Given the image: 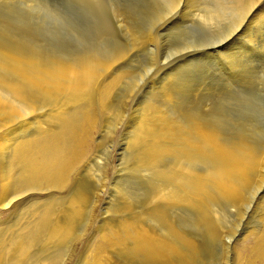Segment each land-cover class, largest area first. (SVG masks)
I'll use <instances>...</instances> for the list:
<instances>
[{
	"label": "bare ground",
	"instance_id": "obj_1",
	"mask_svg": "<svg viewBox=\"0 0 264 264\" xmlns=\"http://www.w3.org/2000/svg\"><path fill=\"white\" fill-rule=\"evenodd\" d=\"M81 1L90 3V6L99 5L96 3L100 2V0ZM108 1L114 4V8H110L114 9L113 12H117L115 14L119 19L120 16L127 15V23L131 27L121 28H127L128 35H126L130 40L131 51H136L138 47L141 51L144 48L149 50L150 47H154L155 38L156 42L160 41L158 37L161 32L167 34L171 29L184 27L185 24L193 25L195 33L201 38L196 44L192 42L193 45L175 51L173 53L175 59L170 58L172 60L170 63H165L163 60L162 67L156 69L155 73H153L156 68L155 63L148 68L144 66L145 69L138 80L141 81L146 76L149 80L144 85L143 99L138 102L139 100L135 101L132 98L135 102L131 105L132 116H128L130 118L124 128L123 140L126 141L127 151L129 148L134 156L133 165L127 162V167L130 165L135 171L145 172L148 178L145 179L153 182L151 195L148 194L150 192L147 189L150 186L145 187L148 192L145 193L150 196L149 201H145L144 203L147 204L144 205L140 202L141 206H132L130 204L134 201L126 204L121 198L123 200L121 203L124 202L123 204L119 202L121 209L118 211L121 220L117 219L115 223L114 220V224L112 222L99 224L100 227L102 226L98 229L99 238H93L95 244L85 248L76 263L135 264L138 259H142L145 264H198L202 256L201 252L205 248L202 242L207 246L220 242L233 254V264H264V145H261V148L256 146L258 140L256 137L264 134V88L259 91L262 92L261 95L257 96L258 93L253 95L254 88L252 89L250 85L254 79L252 75L257 72L252 74L244 66L250 63V58H253L251 55L258 54L256 57L261 63L264 59V0H165L167 4L162 10V16L158 23L156 22L154 31L147 34L145 23L142 22L144 23L142 25L139 18L145 16L152 5V0H148L146 5H140L141 9L136 5L135 0ZM52 2L54 1L0 0V210L15 216L16 221L11 226H6L7 221L0 223L4 226L0 227V264H21L23 261L26 262L25 264H52L48 258L50 254L46 255V253L56 250L52 259H59L61 255L56 252L63 249L77 234L78 226L87 212L86 206L90 202V196H87V191L90 190L87 189L88 185H84V191L79 190L82 183L78 189L72 191L73 193L62 199L60 197L58 199V196L53 197L51 190L61 191L66 186L71 170L84 156L89 146V132L92 127L94 128V119L98 120L99 117V115L93 117L89 111L91 92L93 93L92 90L103 79V74L125 55L123 51L125 47L123 52L120 51L122 49L120 47L119 51L113 52L114 55L108 54V58L103 56L100 43L105 41L104 35L100 43L89 38L88 40L95 42L86 44L89 45V50L84 47L79 49L82 46L80 43L78 48L70 46L72 43L68 45L69 43L63 38L50 40V34L53 31L55 34L58 25H61L66 18L63 10ZM69 5L70 3L68 6L66 4L67 7ZM77 8L81 7L77 6ZM76 10L78 13L79 9ZM109 14H107L110 18L108 20L111 21ZM118 16L115 18L117 19ZM226 18L232 19L230 31L224 36L222 31L221 37L216 39L209 38L210 30ZM100 19L98 21L104 20ZM64 22H67L66 19ZM73 25L66 27L73 33L72 36L79 37L80 33L88 32V29L79 30L80 27L75 31ZM66 33L63 35L65 36ZM109 33L110 31L108 36ZM217 33L219 35V32ZM93 35H96V32H93ZM83 37L80 39H85ZM192 39L191 41H194ZM206 41L212 47L204 49L199 56L201 61H215L218 58L219 62L216 61L218 63L216 66L219 70L231 73L230 78H227L245 88L239 95L218 94L213 99L215 106L207 103L206 98L212 96L209 89L207 97L204 95L206 90L203 86L207 87L205 82L208 81L205 79L202 83L193 82L183 73L185 72L183 69L188 67L189 63L182 65L177 62V56L184 52L192 51L195 47H208ZM110 42L112 43L111 40ZM122 43L125 45V42ZM263 64L264 62L259 66ZM127 66L128 69L124 66L117 67L107 77L105 74L106 78L100 82V86L98 85V99L95 100H98L96 104L100 106L98 107L100 111L101 109L105 111L107 118L105 122L116 118L118 114L115 102L110 103L112 102L110 99H113L112 94L113 97L114 94L117 95L119 89L123 88L120 87L121 85L125 86L131 82L127 80L134 79L131 67ZM132 66L134 68V65ZM209 66V69L215 70L214 66ZM260 70L264 73V65ZM261 77L264 79L263 74ZM226 80L223 83L230 87ZM259 87L262 88L258 86V89ZM153 94L157 97H153ZM94 105L91 106L95 109ZM110 112L116 115L112 113L109 115ZM105 126L109 128V125ZM120 169L122 171V168ZM88 172L89 170H87V178L91 176ZM93 176L92 173L90 182ZM140 181L142 180L139 178ZM93 182L97 184L96 180ZM142 184L145 186L146 181ZM99 194L97 197H100ZM24 200H29V204L22 208L21 204L23 205ZM177 212L184 213L185 218L187 216L191 223H194L196 230L194 227L192 232L187 229L190 226H186L188 219L185 221V227L179 225L174 220L181 216L180 213L178 216ZM92 215L94 217V214ZM232 216H235V219H232L235 223L232 229L231 227L228 229L229 217ZM182 220L180 224H183ZM241 224L243 228L239 231ZM226 242H231V247L226 245ZM207 246L205 250H208ZM216 246L218 245L215 244L214 247ZM213 252L215 253V250ZM139 261L137 264L141 263Z\"/></svg>",
	"mask_w": 264,
	"mask_h": 264
},
{
	"label": "rangeland",
	"instance_id": "obj_2",
	"mask_svg": "<svg viewBox=\"0 0 264 264\" xmlns=\"http://www.w3.org/2000/svg\"><path fill=\"white\" fill-rule=\"evenodd\" d=\"M54 2H52L53 3V5H55V6H57V8H60V10H63V12H64V14H66V23L64 22L65 21V19H64V21H63V23L61 22V25H58V29H57V31H56V33L54 34L53 32H52V34H50L51 35V38H50V40L51 39H53V40H55V39H62L63 38V40H66L65 42H67V43H69L68 45H70L71 43V45L70 46H73V47H76V48H78V47H80V44L82 45L79 49H82L83 47H84V49L86 48V50H89V48H88V46L90 45V43H92L93 41H97V42H99L100 41V39H102L103 38V35H104V37L105 38H103V40H105V41H102V43H100V44H102L101 46H102V48H100V49H102V50H104V51H102L101 50V53L103 54V56H105V57H109V56H112V55H114L113 54V52L115 53L116 51H119L120 50V47L122 48L120 51H122L123 49H124V47H125V49L123 50V51H125L124 52V58L123 59H121L120 61H118L117 62V64L119 65V66H117V64H115V65H112V67H111V69H112V71H111V69L109 70V71H107L105 74H106V77L109 75V73H111V72H113L117 67H122L123 68V66L124 67H126L127 69H128V66L127 65H129L130 67H131V70L133 71V77H134V79H132V80H127V82L128 81H131V82H128L127 83V85H125L126 87H128V88H124L125 86H123V85H121L120 87H123V88H120L119 89V93L117 94V95H115L114 94V97H113V94H112V96H111V98H113V99H110L112 102H110V103H114L116 106H115V109H117V111H116V113L118 112V114L116 115L115 113H112V112H110L109 113V115L112 113V114H115L116 115V118H114V119H109L110 121H108V122H105V120H107V118H106V116H105V111L104 110H102L101 109V111H100V108H98V107H100L98 104H96V103H98V100H95L96 98L98 99V97H97V95H98V92H99V84H101L100 82H102V80H104V78H106L105 77V74H103V76H102V78L103 79H101L100 80V82L96 85V87L92 90L93 91V93L91 92V95H92V97H91V99H90V101H89V103H90V106H89V111L91 112V115L93 114V117H95L96 115H99V117H98V120L95 118L94 120H95V124H94V128L92 127V130H90V132L92 131V133H90L89 132V139H90V141H89V146H88V148H87V150L85 151V154H86V156H85V154H84V156L82 157V159L74 166V168L71 170L72 172H70V174H69V181H68V183L66 184V186L63 188V189H61V191H60V189H52L51 190V193H52V191H53V193H52V196L53 197H55V198H57V196H58V199H62V198H64V196L66 197V196H68V195H70L71 194V192L72 191H75L76 189H78L79 187H80V185H81V187L79 188V190H81L82 189V191H84L83 189H84V185H88V187L87 186H85V188L87 187V189L89 190H91V192L93 193H91L90 192V190L89 191H87V189H86V191H87V193H88V197L90 198L89 200H90V202H88V206H86V213L84 214L85 216H84V218H83V220H82V222L80 223V225L78 226V229H77V234H75V236H73L72 238H71V240H69L68 241V243H67V245H65L64 246V248L63 249H61L60 251H57L56 253L57 254H59V255H61V257H59V259L58 258H55V259H52V255L55 253V251L53 252L52 250L48 253H46V255L47 254H50V256H48V258H50V260H49V262H52V264H77L76 262H78L79 260V256H81V254H82V252L84 251V250H86L85 248H87L89 245H90V247H92V245H94L95 244V241L93 242V238H99V233H98V229L99 228H101L100 227V225H104L105 223H113V221H114V223L115 222H117V219L119 220H121V218L122 217H119V215H120V213H119V211H120V207H121V204H123L124 202H122L121 203V201H125V203L126 204H130V203H132L133 201V203L132 204H130V205H132V206H141V204H147V202L146 203H144L145 201H149V195H151V187H153L151 184H153V182L151 181V180H147L148 178L146 177V174H145V172L143 173V171H142V173H140L139 172V170H137V171H135V169H134V167L132 166V167H130V165H133L132 163H134V156H133V153L131 152V150L128 148V150L129 151H127V146L125 147V145H126V141H124L123 139V137H124V128L126 127V124L129 122V118L132 116V114H131V105H132V103H134L135 101H138V102H140L141 101V99H143L142 97H143V95H144V93H145V87H144V85L147 83V81L149 80L148 79V77L146 76V77H143L142 79H141V81L140 80H138L139 79V76L141 75V73H143V70L147 67H149L151 64H154L155 63V67L156 68H154V71H153V73H155L156 72V69H159V68H161L162 67V62H163V60H164V62L166 63V62H168V63H170V61H172V60H174L175 58H174V55H173V53H175V51H177V50H179V49H182V48H184V47H186V46H188V45H193V44H196L197 42H198V40L201 38V36L199 35V34H197V33H195V31H194V26L192 25L191 26V24H185V25H183L184 27H182L181 26V28H177V29H171L167 34H164L163 32H161L160 33V35H159V40L160 41H158V42H156V38H155V45H157V46H155L154 45V47H150L149 48V50H146V49H148V48H144L142 51L139 49V47H138V49L136 50V51H131V49H129V46H130V40H129V37L127 36L128 34H127V28H129V24L127 23L128 22V18H127V15L126 16H120V19H119V16L118 15H116L117 14V12L115 11V12H113L114 11V9H111V8H114V4L113 3H111L110 1H108V0H100V2H98V3H96V4H99V5H89L90 3H84V2H82L81 0H69V1H71V2H69L68 0H53ZM78 1V2H77ZM99 1V0H98ZM122 1V0H121ZM134 1V0H133ZM139 1H141V0H138V1H136L135 0V2L137 3L136 5L140 8H142V6L143 5H146V2L148 1V0H142L141 2H139ZM150 1V0H149ZM156 1H158V2H156ZM111 3V4H113V5H111V4H107V3ZM134 2V3H135ZM139 2V3H138ZM163 2H165V3H163ZM65 3V4H64ZM68 3H70V5H69V7H67L68 6ZM84 3V4H83ZM95 3V2H94ZM163 3V6L161 5ZM66 4H67V6H66ZM73 4H76V5H73ZM102 4V5H101ZM143 4V5H142ZM151 4L152 5H150V8L147 10V12L145 13V16L147 17V18H145V16L144 17H141V18H139V21L142 23V22H144L145 23V27H146V30H147V32H146V34L148 33V32H153L154 31V29L153 28H155V25L158 23L157 21H159V19H160V16H162L161 14H162V10L165 8V6H166V4H167V2L165 1V0H162V2L160 1V0H152V2H151ZM73 5V6H72ZM88 5V6H87ZM104 5V6H103ZM140 5H142V6H140ZM156 5V6H155ZM77 6H79V7H81V8H77ZM95 6V7H94ZM113 6V7H112ZM158 6V7H157ZM161 6V7H160ZM62 7V8H61ZM66 7V8H65ZM71 7V8H70ZM72 7H74V8H72ZM90 7V8H89ZM93 7H94V9H93ZM99 7V8H98ZM100 7H101V9H104L103 11H105L104 13H103V11L100 9ZM111 7V8H110ZM89 8V9H88ZM96 8H97V11H96ZM140 8V9H141ZM161 8V9H160ZM76 9H79L78 11V13L76 12L77 10ZM84 9V10H83ZM70 10V11H69ZM72 10V11H71ZM75 10V11H74ZM82 10V11H81ZM93 10V11H92ZM112 10V11H111ZM156 10V11H155ZM84 11V12H83ZM150 11V12H149ZM96 13V14H93V13ZM97 12H99L98 14L99 15H97ZM80 13V14H79ZM86 13V14H85ZM102 15H101V14ZM108 13H110L109 15H110V17H111V21H109L110 20V18H109V16L107 15ZM114 13V14H113ZM116 13V14H115ZM147 13H149V14H147ZM151 13V14H150ZM156 13V14H155ZM89 14V15H88ZM153 14H154V16H153ZM100 15L102 16L101 17V19L99 18L100 17ZM106 15V16H105ZM114 17H113V16ZM148 15V16H147ZM151 15V16H150ZM90 16V18H88ZM92 16V17H91ZM98 16V17H97ZM105 16V17H104ZM115 16L117 17L118 16V20H122V21H116L117 19L115 18ZM94 17V18H93ZM112 17L114 18V19H112ZM126 17V18H125ZM149 17V18H148ZM157 17H159V18H157ZM68 18V19H67ZM104 20H103V19ZM123 18V19H122ZM143 18H144V21H143ZM86 19V20H85ZM103 20V21H98V20ZM109 19V20H108ZM148 19V21H145V20H147ZM123 20H126L125 22L123 21ZM69 21V22H68ZM86 21V22H85ZM94 21V22H93ZM96 21V22H95ZM106 22V24H104L105 22ZM108 21V22H107ZM115 21V22H114ZM154 21V22H153ZM227 21H229V22H227ZM230 21H232V19L230 20V19H225L224 21H221L220 22V24H218L217 26H214V28H212L211 30H210V37L209 38H213V39H216L217 37H221V34H222V36H224L225 34H227L229 31H230V26H231V23L232 22H230ZM74 23V25H73V23ZM82 22V23H81ZM101 22V23H100ZM110 22H111V24H110ZM122 23V24H119V23ZM157 22V23H156ZM64 23H65V26H64ZM72 23V24H71ZM89 23V24H88ZM97 23V24H96ZM144 23H142V25L144 24ZM147 23V24H146ZM148 23H149V25H148ZM195 23V22H194ZM93 24V25H92ZM108 24V25H107ZM114 26H113V25ZM118 24L119 25H121L120 27L118 26ZM124 24H127V25H124ZM152 26H151V25ZM228 24V25H227ZM64 27H63V26ZM68 25H73V26H75V31H77V28L79 29V27H80V29L79 30H87L88 29V32L86 31V32H83V33H80V35H79V37L77 36L76 37V35H73L72 36V32L71 31H69V30H67V26ZM78 25V26H77ZM83 25V26H82ZM89 25V26H88ZM103 25V26H102ZM106 25H107V27H106ZM223 25V26H222ZM95 26V27H94ZM96 26H97V30H95L96 29ZM98 26H99V28H98ZM127 27V28H121V27ZM148 26H150V27H148ZM154 26V27H153ZM69 27V26H68ZM106 27V28H105ZM111 27V28H110ZM131 27V26H130ZM216 27H217V29H216ZM224 27V28H223ZM228 27V28H227ZM60 28V29H59ZM63 30H62V29ZM91 28V29H90ZM92 28H93V30H92ZM95 28V29H94ZM102 28V29H101ZM120 28V29H119ZM151 28V29H150ZM187 28V29H186ZM221 28V29H220ZM101 29V30H100ZM107 29V30H106ZM113 29V30H112ZM216 29V30H215ZM227 29V30H226ZM95 30V31H94ZM103 30V31H102ZM105 30V31H104ZM121 30V31H120ZM129 30V29H128ZM193 30V31H192ZM213 30H214V32H216V33H214L213 32ZM67 32L66 34H65V36L63 35L65 32ZM100 31V32H99ZM110 31V33H109V36H108V32ZM123 31V32H122ZM125 31V32H124ZM223 31V32H222ZM60 32V34H61V36H58V35H60V34H58ZM61 32H63V33H61ZM71 32V33H70ZM93 32H96V35H93ZM190 34H189V33ZM217 32H219V35H218V33ZM86 33H88V34H86ZM91 33V34H90ZM107 35H106V34ZM123 33V34H122ZM125 33V34H124ZM195 33V34H194ZM214 33V34H213ZM56 34H57V36H56ZM68 34V35H67ZM84 34H86V35H84ZM111 34V35H110ZM127 34V35H126ZM182 34H183V36L185 37V38H183V36H182ZM186 36H185V35ZM213 34V35H212ZM54 35V36H53ZM126 35V36H125ZM215 35V36H214ZM56 36V37H55ZM71 36V37H70ZM84 36V37H83ZM86 36V37H85ZM89 36V37H88ZM95 36V37H94ZM100 36V37H99ZM106 36L109 38H107L108 40H109V43H108V41H107V39H106ZM166 36V37H165ZM53 37V38H52ZM59 37V38H58ZM85 38V39H80V38ZM88 37V38H87ZM102 37V38H101ZM126 37V38H125ZM128 37V38H127ZM68 38V39H67ZM71 38H72V40H71ZM77 40H76V39ZM87 38V39H86ZM89 38H91L93 41H91V39L90 40H88ZM180 38H181V41H180ZM191 38H193L192 40H194V41H191ZM208 38V39H209ZM80 39V40H79ZM126 39H128V40H126ZM68 40V41H67ZM82 40V41H81ZM110 40L112 41V43L110 42ZM184 40V41H183ZM186 40V41H185ZM190 40V41H189ZM76 41H79V42H76ZM84 41V42H83ZM91 41V42H90ZM95 41V42H96ZM107 41V42H106ZM121 41V42H120ZM129 43H128V42ZM183 41V42H182ZM189 41V42H188ZM89 42V43H88ZM95 42H93V44L95 43ZM105 42V43H104ZM122 42H125V45H124V43H122ZM182 42V43H181ZM192 42H194L193 44H192ZM77 45H76V44ZM78 43H80V44H78ZM83 43V44H82ZM104 43V44H103ZM127 43H128V45H127ZM206 43H208L209 44V46L208 47H206V48H196L195 47V49L193 48L192 49V51L191 50H189V52L187 51V52H184V53H182L181 55H178L177 56V62H178V64H186V63H189V65H188V67H186V68H184L183 69V71H185V72H183L187 77H189V78H191L192 80H193V82L195 81L196 83H202L205 79L208 81V82H205L206 83V86L207 87H205V86H203V88L206 90H204L205 92H204V95L206 96L207 95V93H208V89H209V92L212 94V96H211V98H208L207 96V98H206V100H208L207 101V103H208V105H213V106H215L216 105V103L214 102V98L216 97V96H218V94L219 95H221V94H235V95H239L242 91H244L245 90V88L244 87H240V85H238V84H235L234 82H233V80L232 81H230L229 80V78H230V74H229V72L227 73L225 70H219V68H218V66H216V65H218V63L216 62V61H218L219 62V59L218 58H216L215 59V61L213 60V61H209V60H204V61H201V59H200V55L202 54V52H204V49H207V48H209V47H212L211 46V44L209 43V42H207L206 41ZM86 44H89V45H86ZM162 44V45H161ZM110 45V46H109ZM111 45H112V47H111ZM119 46V47H117V46ZM120 45H122V46H120ZM65 45H63V47H64ZM69 46V47H70ZM108 46V47H107ZM66 47H68V46H66ZM174 47H176V48H174ZM88 48V49H87ZM108 48H110V49H108ZM112 49V50H111ZM114 49H116V50H114ZM118 49V50H117ZM126 49H128L127 50V52H126ZM150 49H152V50H150ZM106 50V51H105ZM110 51V53H109V51ZM141 51V52H139V51ZM194 50V51H193ZM202 50V51H201ZM111 51H112V53H111ZM122 51V52H123ZM129 51V52H128ZM171 51V52H170ZM191 51V52H190ZM105 52V53H104ZM107 52V53H106ZM160 52V53H159ZM199 52V53H198ZM131 53H132V56H131ZM152 53V54H151ZM162 53V54H161ZM108 54H109V56H108ZM110 54H112V55H110ZM133 54H135V55H133ZM167 54H171V55H167ZM199 54V55H198ZM127 55V56H126ZM166 55V56H165ZM256 55H258V54H256ZM256 55H251L253 58H250L251 59V61H250V63L249 64H247V65H244L245 67H246V69H248V70H250L251 72H252V74H254L255 72H257V73H259L258 71H260V73L259 74H257V73H255L254 75H252L253 77L252 78H254L253 80H252V82H251V85L250 86H252V93H253V95H256L257 93V96H259V94L261 95L262 94V92L260 93L259 91H262V89L264 88L263 86V84H264V82H261V81H263L264 79H262V77H261V75L263 74V76H264V73L262 72L261 73V67L264 65H262V66H259V64H262L263 62H264V59H262L263 60V62L261 63L260 62V59L258 58V57H256ZM135 56V57H134ZM156 56V57H155ZM173 56V57H172ZM153 57V58H152ZM167 57V60L165 61V58ZM176 57V56H175ZM255 57V58H254ZM126 58H127V60H129V61H127L126 60ZM135 59V60H133V59ZM172 58H174V59H171ZM189 58V59H188ZM170 59V60H169ZM193 59V60H192ZM218 59V60H217ZM253 59V60H252ZM255 59V60H254ZM125 62V64H126V66H125V64H123L124 62ZM126 60V61H125ZM155 60V61H154ZM180 60V61H179ZM184 60V61H183ZM257 60V61H256ZM253 61V62H252ZM254 61H255V63H254ZM120 62V63H119ZM127 62V63H126ZM129 62V63H128ZM157 62V63H156ZM163 62V63H164ZM196 62H197V64H196ZM209 62H210V64H209ZM251 62H252V64L255 66H253L252 64H251ZM135 63V64H134ZM193 63V64H192ZM190 64H192V65H190ZM123 65V66H122ZM132 65H134V68H133V66ZM158 65V66H157ZM209 65H211V66H214V68H215V70L214 69H209ZM250 65V66H249ZM258 65V66H257ZM139 67L138 69H137V67ZM143 66V67H142ZM144 66H145V68H144ZM130 67H129V70H130ZM136 67V68H135ZM252 67V68H251ZM258 69H257V68ZM142 68V69H141ZM205 68V69H204ZM256 68V69H255ZM136 69V70H135ZM130 70V71H131ZM142 70V71H141ZM203 70V71H202ZM204 70H206V71H204ZM209 70V71H208ZM247 70V71H248ZM253 70H256V71H254L253 72ZM137 72V73H135V72ZM217 71V72H216ZM226 72V74L224 73V72ZM249 71V74L251 73ZM263 71V70H262ZM205 72V73H204ZM216 72V73H215ZM223 72V73H222ZM140 73V74H139ZM183 73H182V75H183ZM204 75H203V74ZM214 73V74H213ZM135 74V75H134ZM136 74H138V75H136ZM213 74V75H212ZM220 74H221V76H220ZM195 75H196V77H195ZM203 75V77H201ZM216 75V76H215ZM136 76V77H135ZM212 76H215V77H213L212 78ZM219 76V77H218ZM258 76H260V77H258ZM132 77V78H133ZM193 77V78H192ZM198 77V78H197ZM211 77V78H210ZM223 79H222V78ZM227 77H229V78H227ZM196 78V79H195ZM218 78H220V79H218ZM257 78H260L259 80H261V81H258V79ZM210 79V80H209ZM216 79H218V80H216ZM227 79V80H226ZM142 80H143V82H142ZM198 80V81H197ZM202 80V81H201ZM221 80V81H220ZM225 80L227 81V84H229L230 85V87L229 86H227L226 85V83H223V82H225ZM250 80V81H251ZM135 81V82H134ZM137 81V82H136ZM139 81V82H138ZM214 81V82H213ZM219 81V82H218ZM257 81V82H256ZM216 82V84H214ZM256 84H255V83ZM259 82H261L262 83V85H261V83L259 84ZM219 83V84H218ZM130 84H133L132 86L130 85ZM222 84H223V86H222ZM99 85V86H98ZM212 85V86H211ZM216 85V86H215ZM256 85V86H255ZM137 86V88H135ZM249 86V87H250ZM258 86H261L262 88H260L259 87V89H258ZM143 87V88H142ZM201 87H202V85H201ZM258 89V90H256V88ZM202 88V89H203ZM251 88V87H250ZM95 89H96V91H95ZM98 89V90H97ZM124 90V91H122V90ZM128 89V90H127ZM233 89V90H232ZM264 90V89H263ZM94 91L96 92L95 94H94ZM126 91L128 92V93H126ZM134 91V92H133ZM224 91V92H223ZM254 91H257V92H254ZM122 92H124V93H122ZM133 92V93H132ZM203 92V91H202ZM218 92V93H217ZM120 93H122L121 95H120ZM93 94H94V98H93ZM129 95V96H128ZM214 95V96H213ZM121 96V97H120ZM123 96V97H122ZM131 96V98H129ZM157 97V95H154L153 94V97ZM132 98H133V100H135V101H133L132 100ZM135 98V99H134ZM94 101H93V100ZM126 99V100H125ZM127 99H128V101H127ZM241 99V98H240ZM93 102H92V101ZM210 100V101H209ZM95 102V103H94ZM116 102H118V103H116ZM95 104V105H94ZM118 104V105H117ZM121 104H122V106H121ZM126 104H127V107H126ZM91 105H94L95 106V109L91 106ZM96 105H98L97 107H96ZM92 107V108H91ZM117 107V108H116ZM120 109H119V108ZM124 109H122V108ZM125 107V108H124ZM94 111H93V110ZM99 109V110H98ZM122 109V110H121ZM127 109V111H130V112H128L127 113V111H125ZM92 110V111H91ZM97 112V114H95L96 112ZM103 111V113H101ZM123 111H124V113H123ZM100 112V113H99ZM114 112V111H113ZM121 112V113H120ZM125 112H126V114H127V116H126V114H125ZM99 113V114H98ZM102 114V115H101ZM121 116H120V115ZM130 114V115H129ZM125 115V116H124ZM100 116H101V119H100ZM128 116H130L129 118H128ZM103 118H105V119H103ZM122 120V121H120V120ZM104 120V121H103ZM113 120V121H112ZM115 120V121H114ZM118 120V121H117ZM127 120V121H126ZM97 121V122H96ZM104 122V123H103ZM110 122H112V123H110ZM116 123V125H115V123ZM118 122V123H117ZM98 123V124H97ZM101 123V124H100ZM120 123V124H119ZM120 125V126H118V125ZM96 125H98V126H96ZM104 125V126H103ZM105 125H109V128H107V126H105ZM110 126H112V127H110ZM124 126V127H123ZM101 127L103 128V129H101ZM105 127H106V129H105ZM96 130V131H95ZM104 130V131H103ZM107 131V132H106ZM122 131V132H121ZM102 133H103V135H102ZM93 136H92V135ZM121 135H123V136H121ZM262 135V136H261ZM1 136V135H0ZM100 136V137H99ZM104 136V137H103ZM259 136V135H258ZM256 137V139L258 138V142L256 141V146L258 147H262L261 145H264V134H260V136L259 137ZM99 141H100V143H102V144H100L99 143ZM91 142V143H90ZM122 142V143H121ZM124 142V143H123ZM261 142H263L262 144H260ZM258 143V144H257ZM99 144V145H98ZM260 144V145H259ZM99 147V148H98ZM122 147V148H121ZM258 147V148H259ZM88 151V152H87ZM126 151L128 152V154L126 153ZM120 153V154H119ZM130 154V155H129ZM123 155V156H122ZM127 156V157H126ZM133 156V157H132ZM93 157V158H92ZM121 157V158H120ZM95 158V159H94ZM122 158H124V159H122ZM130 158V159H129ZM132 158V159H131ZM92 159V160H91ZM84 160V161H83ZM89 160H91V162L89 161ZM86 161V162H85ZM124 161V162H123ZM131 161H133V162H131ZM90 163V164H88V163ZM99 162V163H98ZM121 162V163H120ZM130 164L128 167H130V168H128L127 167V165H128V163ZM81 163H82V165H81ZM87 163V164H86ZM81 165V166H80ZM87 165H89L88 166V168H86L87 167ZM119 165V166H118ZM124 166V167H123ZM83 167H85L87 170H89V174H91V176H92V173H93V177L95 178L96 177V179H94L93 177V180H92V182H90L91 181V179H90V177L88 176V178H87V176L86 175H88L87 174V170H85V168H83ZM93 167V168H92ZM120 168H122V171H121V169ZM124 168V169H123ZM92 169V170H91ZM74 170V171H73ZM78 170H80V171H78ZM90 170L92 171V173L90 172ZM124 170V171H123ZM129 170V171H128ZM75 171H76V173H75ZM127 171V172H126ZM130 171H132L133 173L135 172L136 173V175H135V173L133 174H131V172ZM116 172V173H115ZM120 172H122V173H120ZM123 172L125 173V174H123ZM72 173V174H71ZM74 173V174H73ZM83 173V174H82ZM86 173V174H85ZM97 173V174H96ZM119 173L121 174V177L119 176ZM96 174V175H95ZM117 174H118V176H117ZM128 174V176H126ZM74 175V176H73ZM78 175H80V176H78ZM83 175H85L84 177H83ZM116 175V176H115ZM142 175V176H141ZM145 175V176H144ZM78 176V177H77ZM82 176V177H81ZM143 176H144V178H143ZM115 177V178H114ZM142 177V178H141ZM145 177L147 178V179H145ZM83 178H84V180H83ZM88 179V181L86 180V179ZM119 178V179H118ZM139 178H140V180H142V181H140L139 182ZM74 179V180H73ZM80 180H81V182H80ZM96 180V183L97 184H95L93 181H95ZM138 180V181H137ZM86 181V182H85ZM145 181H146V185L144 186V184H142L141 185V183H145ZM89 182H90V186H91V188L89 187ZM148 182V183H147ZM150 182V183H149ZM79 183V184H78ZM92 183H93V185H92ZM70 184V185H69ZM119 184V185H118ZM95 185V186H94ZM116 185H117V187H116ZM150 186V188H147L148 186ZM68 186V187H67ZM73 186V187H72ZM147 186V187H146ZM72 189H71V188ZM94 187V188H93ZM118 188V189H115V188ZM148 189V192H150V193H148L146 190V188ZM66 188V189H65ZM68 188V189H67ZM74 188V189H73ZM76 188V189H75ZM93 188V189H92ZM114 188V189H113ZM143 188H144V190H143ZM95 189V190H94ZM98 191H97V190ZM146 189V190H145ZM115 190H117V191H115ZM120 190V191H119ZM86 191H85V193H86ZM94 191H95V193H94ZM100 191V192H99ZM70 192V193H69ZM90 192V193H89ZM118 192L120 193V192H122L123 194H125V195H123L122 193H120V194H122V195H120V194H118ZM145 192H147L149 195H147V193H145ZM51 193H50V195H51ZM73 193V192H72ZM99 193H101V194H99ZM54 194H55V196H54ZM64 194V195H63ZM90 194V195H89ZM99 194V196L100 197H97V195ZM59 195H61V196H59ZM63 195V196H62ZM131 198H129L128 196ZM119 196V197H118ZM122 196V197H121ZM39 197L40 198H42V196H40L39 195ZM60 197V198H59ZM124 197V198H123ZM126 197V198H125ZM128 197V198H127ZM95 198V199H94ZM98 198V199H97ZM113 198V199H112ZM116 198V199H115ZM121 198L123 199V200H121ZM92 199V200H91ZM108 199V200H107ZM126 199V200H125ZM129 201H128V200ZM146 199V200H145ZM93 200H94V202H93ZM99 200V201H98ZM115 200V201H114ZM26 201V202H25ZM97 201V202H96ZM131 201V202H130ZM99 202V203H98ZM121 204H120V203ZM140 202H141V204H140ZM23 203V205L21 204V206H22V208H25V207H27V205L29 204V200H24V202H22ZM98 203V204H97ZM93 204V205H92ZM95 204H96V206H95ZM120 204V205H119ZM117 205V206H116ZM118 205H119V207H118ZM88 208V209H87ZM92 208V209H91ZM106 209V210H105ZM91 210V211H90ZM93 210V211H92ZM115 210H117V211H115ZM119 210V211H118ZM1 212H0V223L2 224L3 222H5V221H7V225L6 226H11V224L13 225V224H15L16 223V221H15V216H10L9 215V212H4V211H2V210H0ZM104 211V212H103ZM108 211V212H107ZM110 211V212H109ZM116 213H115V212ZM112 212H113V214H112ZM105 213H107V214H105ZM110 213V214H109ZM178 213V216H179V213L181 214V216H182V218H183V220H182V218H180L181 220H182V223L183 224H180L181 223V220L179 219V218H177V215H176V218H177V220L176 219H174L179 225H181L182 227L184 226V224H185V221L188 219V217L186 216V218H185V214L184 213H182V212H177ZM88 214V215H87ZM92 214H94V217H93V215ZM117 214V215H116ZM176 214V213H175ZM104 215L106 216V217H104ZM113 215V216H112ZM10 216V217H9ZM110 216V217H109ZM184 216V217H183ZM98 217V218H97ZM113 217H116V218H113ZM109 218H111V220L109 219ZM185 218V219H184ZM189 218H190V215H189ZM231 218V219H230ZM104 219H106V220H104ZM232 219L234 220L235 219V216H232V217H229V225H228V229L230 228V229H232V227H233V223H235L234 221L232 222ZM86 222H85V221ZM109 220V221H108ZM231 220V221H230ZM93 221V222H92ZM100 221L102 222V223H100ZM190 220L188 219V221H186V226L188 225H190L189 227L190 228H192V227H194L195 228V230H196V226H194V223L192 222L191 223V221H190V223H188ZM232 224H231V223ZM96 223V224H95ZM113 223V224H114ZM227 223V224H228ZM85 224V225H84ZM95 224V225H94ZM100 224V225H99ZM191 224H192V226H191ZM231 224V225H230ZM243 224V223H242ZM242 224H241V226H240V228H239V231L243 228L242 227ZM90 225V226H89ZM84 226V227H83ZM0 227H4L3 225H0ZM185 227V226H184ZM189 227H187V229H189V231H191L192 232V230L194 229V228H192V229H190ZM80 229V230H79ZM80 231V232H79ZM95 231V232H94ZM92 232V233H91ZM93 235H95V237H93ZM86 236V237H85ZM79 237H81V238H78ZM76 239H77V241L79 242H77L76 241ZM85 239V240H84ZM76 243V244H74V242ZM72 241V242H71ZM71 243H73V245L71 244ZM230 243V244H229ZM226 242V245H229V247H231V242ZM69 244H71V245H69ZM202 244H203V246H205V248H206V246L207 245H205V243H203L202 242ZM215 244H217L218 246H216V247H214L215 246ZM86 245V246H85ZM67 246H71L70 248L69 247H67ZM209 246H210V248H209ZM211 246H213V247H211ZM221 246V247H220ZM223 246V247H222ZM228 247V246H227ZM74 248V249H73ZM205 248L202 250V252H201V258H200V260H203V261H200L199 260V263L198 264H224L225 262V264H233V254L229 251V250H227L225 247H224V245H222V243L220 244V242H215V243H212V244H209L208 246H207V248H208V250L206 249L205 250ZM212 248V249H211ZM214 248V249H213ZM224 248V249H223ZM70 249V250H69ZM73 249V250H72ZM210 249H211V251H210ZM62 250H63V252H62ZM66 250V251H65ZM215 250V253L213 252V251ZM224 250V251H223ZM68 251V252H67ZM73 251V252H72ZM208 251H210V252H208ZM51 252H53V253H51ZM59 252H61V253H59ZM64 252H65V254H64ZM72 252V253H71ZM207 252V253H206ZM207 254V255H206ZM209 254H211V255H213V256H211V255H209ZM45 255V254H44ZM224 255V256H223ZM231 255V256H230ZM205 256V257H204ZM220 257V258H219ZM230 257H232V258H230ZM61 258V259H60ZM204 258H205V260H204ZM210 258V259H209ZM215 258V259H214ZM58 259V260H57ZM225 259V260H224ZM140 260V261H139ZM207 260V261H206ZM223 260H224V262H223ZM138 261H139V263L140 264H145L143 261H142V259H138ZM138 261L135 263V264H137L138 263ZM209 261V262H208ZM23 263L25 264L26 262L25 261H23ZM23 263H21V264H23ZM49 264H51V263H49Z\"/></svg>",
	"mask_w": 264,
	"mask_h": 264
}]
</instances>
